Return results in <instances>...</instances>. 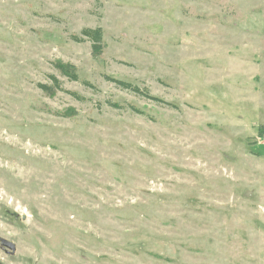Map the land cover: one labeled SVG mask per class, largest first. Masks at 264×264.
Listing matches in <instances>:
<instances>
[{
	"label": "rangeland",
	"instance_id": "rangeland-1",
	"mask_svg": "<svg viewBox=\"0 0 264 264\" xmlns=\"http://www.w3.org/2000/svg\"><path fill=\"white\" fill-rule=\"evenodd\" d=\"M0 237V264H264V0H0Z\"/></svg>",
	"mask_w": 264,
	"mask_h": 264
},
{
	"label": "trees",
	"instance_id": "trees-1",
	"mask_svg": "<svg viewBox=\"0 0 264 264\" xmlns=\"http://www.w3.org/2000/svg\"><path fill=\"white\" fill-rule=\"evenodd\" d=\"M80 35H81V38H78L76 36H73L72 38L77 42H80L83 39L90 41L91 45H92L93 54L94 55L100 54L101 49H102V30L100 28L83 29L81 31ZM56 68L61 72V74L63 76L67 77L69 80H71V81H77L78 80V77H77V74L75 72V68L73 65L65 64V63H57ZM52 80H53L52 85L48 86L45 84H39L38 88L48 95H52V94H54V92L62 90L59 81L56 80V78H54V77H52ZM111 80H112V82H114L118 87H120L123 90H127V91L133 92L135 94L143 95L146 98H149V99L157 101V102H162L159 99L150 97L148 94L143 93L137 86H135L131 83L121 81V80H115V79H111ZM260 128L263 129V127H260Z\"/></svg>",
	"mask_w": 264,
	"mask_h": 264
},
{
	"label": "flooded vegetation",
	"instance_id": "flooded-vegetation-1",
	"mask_svg": "<svg viewBox=\"0 0 264 264\" xmlns=\"http://www.w3.org/2000/svg\"><path fill=\"white\" fill-rule=\"evenodd\" d=\"M1 239H4V238H2V237H0ZM4 240H6V241H8V242H10V243H12L13 244V249H10L9 247H7V246H5V245H3L1 242H0V246L3 248V249H5L6 250V252L7 253H10V254H13V253H15V251H16V248H15V245H14V243L13 242H11V241H9V240H7V239H4Z\"/></svg>",
	"mask_w": 264,
	"mask_h": 264
},
{
	"label": "water",
	"instance_id": "water-1",
	"mask_svg": "<svg viewBox=\"0 0 264 264\" xmlns=\"http://www.w3.org/2000/svg\"><path fill=\"white\" fill-rule=\"evenodd\" d=\"M0 242H1L3 245L9 247L10 249H13V247H14L12 243H10V242H8V241H6V240H4V239H1V238H0Z\"/></svg>",
	"mask_w": 264,
	"mask_h": 264
}]
</instances>
